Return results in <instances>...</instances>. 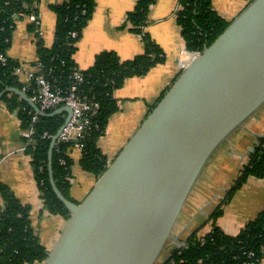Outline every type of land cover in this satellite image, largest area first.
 <instances>
[{"label": "water", "instance_id": "95a60500", "mask_svg": "<svg viewBox=\"0 0 264 264\" xmlns=\"http://www.w3.org/2000/svg\"><path fill=\"white\" fill-rule=\"evenodd\" d=\"M8 93L38 116L67 112L64 125L72 117L69 107L42 111L16 88L0 102ZM263 107L264 0H253L185 67L81 203L66 198L53 176L60 128L49 173L71 216L44 264H158L211 160Z\"/></svg>", "mask_w": 264, "mask_h": 264}, {"label": "trees", "instance_id": "16d2710c", "mask_svg": "<svg viewBox=\"0 0 264 264\" xmlns=\"http://www.w3.org/2000/svg\"><path fill=\"white\" fill-rule=\"evenodd\" d=\"M252 1L250 0V3ZM40 2L41 0H0V54L7 57L6 65L0 61V94L8 88L22 90V82L13 74L20 64L8 57V50L16 26L15 19L21 18L20 13H38L36 6ZM179 2L181 10L177 13V20L186 42V49L190 52H203L205 46L211 45L231 24L217 14L212 0ZM153 3L154 0H138L135 9L128 15L127 23L133 27L135 33L143 36L145 51L127 61H122L114 52H104L96 57L90 69L80 71L77 68L74 55L93 16L96 0H63L62 3L54 5L52 9L57 16L55 42L52 47L47 48L38 40L37 62H41L48 72L51 71L50 77L56 87L65 90L76 86L81 97L100 105L98 114L91 119L93 126L83 141V157L80 162L84 171L94 174L97 178L110 166L107 156L99 147V140L105 134L113 114L119 110L113 96L115 90L122 87L126 80L143 77L153 67L164 62L162 49L145 33ZM34 28L35 25L31 27L32 30ZM72 33H76L77 37H73ZM78 73L83 75L81 83L75 79ZM2 101L11 110L18 112L23 129L31 126L35 111L28 103L13 93L6 94ZM38 120L34 124L37 132L35 146L31 145L27 153L33 158L35 177L46 210L69 220L71 213L57 198L50 181L49 151L52 141L38 137L44 132L57 135L65 119L60 113L54 116H39ZM73 145L74 142L60 144L53 153L55 182L63 195L72 201L74 200L70 196L69 178L73 160L69 149ZM254 148V152L249 155V162L210 216L209 220L214 221L212 230L203 237L198 236L197 232L192 234L186 246L176 247L158 264H261L264 261V210L236 236L227 235L215 223L223 214V207L232 200L249 177L264 180V134L257 140ZM63 161L65 164H62ZM0 193L5 200L4 207H0V264H44L49 254L32 227L31 207L21 203L1 180ZM250 252H253L252 258L248 257Z\"/></svg>", "mask_w": 264, "mask_h": 264}, {"label": "crops", "instance_id": "0c3cea01", "mask_svg": "<svg viewBox=\"0 0 264 264\" xmlns=\"http://www.w3.org/2000/svg\"><path fill=\"white\" fill-rule=\"evenodd\" d=\"M62 1L41 0L36 6L40 14L39 30L42 33L40 41L47 48L53 46L57 28V16L52 7ZM137 3L138 0H96L95 11L74 55V61L80 71L90 69L96 57L104 52H114L122 61L144 53L143 36L135 33L133 27L127 23L128 15L135 9ZM212 4L217 14L227 23H231L248 7L250 0H212ZM180 10L179 0H154L150 8L145 33L162 49L164 62L153 67L143 77L126 80L122 87L115 90L113 96L119 110L113 114L105 134L99 140V147L110 163L136 133L165 91L184 71L185 67L181 62L182 58H186L184 52L187 49L177 20V13ZM15 23L8 57L27 69H33L38 60L39 49L36 28L31 29L34 24L29 17L16 18ZM63 113L64 118L67 119L68 113ZM246 128L245 133H237L227 142L229 144L227 147L225 145L222 151L219 150L221 153L218 152L217 155L221 156L214 164L217 170L223 158L235 156L237 166L234 176L225 185L219 183L213 191L211 190L212 177L215 176L214 171L212 172L214 167L211 166L217 158L216 155L204 180L200 179L191 194L192 201L188 204L193 205L189 213L184 214V217L178 220L180 222L175 225L173 239L166 247L164 256H168L176 247H184L192 234L197 232L198 236L203 237L212 230L214 221L209 219L220 204L219 198L238 178L240 171L249 162L251 149L264 134V107L247 123ZM23 131L18 112L11 110L4 101H1L0 180L21 203L31 207L32 227L41 244L50 254L59 242L68 219L46 210L35 177L33 158L25 149ZM69 155L73 160L69 178L70 196L76 203H81L93 189L98 178L82 169L80 162L83 151L77 143L69 149ZM4 205L5 200L0 193V207ZM263 210L264 180L251 176L232 200L223 207V214L215 223L227 235L236 236ZM261 264H264V261Z\"/></svg>", "mask_w": 264, "mask_h": 264}, {"label": "built area", "instance_id": "2783aa9c", "mask_svg": "<svg viewBox=\"0 0 264 264\" xmlns=\"http://www.w3.org/2000/svg\"><path fill=\"white\" fill-rule=\"evenodd\" d=\"M19 17H29L36 28L37 37L40 40L42 33L39 30L40 26V14L32 13L26 15L20 13ZM73 37H77L76 33H72ZM202 52H190L186 50L182 58L181 64L186 67L191 61H193ZM0 61L6 65L7 57L4 54H0ZM185 69V68H184ZM22 82V92L27 94L31 100L37 104L40 109L46 113L55 112L59 109L69 107L73 114L70 121L64 125L60 132L55 148H58L60 144L73 142L78 140V147L82 150L84 147L83 141L86 139L93 123L91 119L98 114L100 105L97 102H90L86 97H81L78 93V87L72 86L69 89L57 88L51 79V71L48 72L41 62H37L33 69H27L26 67L19 66L15 68L13 73ZM76 81L83 82V75L78 73L75 76ZM63 118H64V113ZM38 115L35 113L32 117V124L29 128L24 129L23 137L25 139L26 151L31 145L35 146L36 129L34 124L37 123ZM65 119V118H64ZM66 120V119H65ZM43 140H53L55 136L44 132L39 135ZM32 157V156H31ZM62 164H65L63 161ZM186 246V245H185ZM253 252L248 254L249 258H252Z\"/></svg>", "mask_w": 264, "mask_h": 264}, {"label": "rangeland", "instance_id": "374dc122", "mask_svg": "<svg viewBox=\"0 0 264 264\" xmlns=\"http://www.w3.org/2000/svg\"><path fill=\"white\" fill-rule=\"evenodd\" d=\"M171 87V86H170ZM169 87V88H170ZM168 88V89H169ZM167 89V90H168ZM166 90V91H167ZM166 91H165V93H166ZM164 93V94H165ZM247 127V124H246V126H245V128L244 129H242L241 131H239V134H241V133H245L246 132V128ZM137 132V131H136ZM236 135V134H235ZM235 135H233V136H235ZM134 136V135H133ZM132 136V137H133ZM232 136V137H233ZM249 136V135H248ZM245 137V136H244ZM130 140V139H129ZM230 143V142H229ZM225 145H226V147H227V145H229V144H227V143H225L222 147H221V151L225 148ZM126 146V145H125ZM221 152H219V154H220ZM217 155V158L216 157H214L212 160H211V162H210V164H209V166L211 165V163L213 162V160H214V162H213V164H212V166H211V168H213L214 167V164H215V162L217 161V159H218V157L220 158V156L221 155ZM209 166L207 167V169H206V171L204 172V174H203V176H202V178L201 179H203L204 180V177H205V175L207 174V172H208V168H209ZM236 166H237V158L235 157V156H231L230 158H226V159H224L223 158V160L220 162V166H219V168L216 170V168L214 167L213 168V170H212V172L214 173V175L215 176H213L212 178V180H213V183H212V185H211V190L213 191L218 185H219V183L220 184H222V185H225L229 180H230V178L231 177H233L234 176V172H235V170H236ZM211 168H210V171H211ZM210 171H209V173H210ZM211 172V173H212ZM209 175V174H208ZM203 180L201 181V184L203 183ZM224 182V183H223ZM201 184H199V186L201 185ZM233 184H234V182H233ZM233 184H232V186H233ZM198 185V184H197ZM221 185V186H222ZM198 186V187H199ZM231 188V187H230ZM229 188V189H230ZM239 191V190H238ZM194 195H196V194H194ZM223 195V196H222ZM221 195V197L223 198L224 197V195H225V193H223ZM221 197L219 198V199H221ZM190 201H192V196L190 197V199H189V201L187 202V204H186V206H185V208H184V211L182 212V215H181V217L179 218L180 220H181V218L182 217H184V214H187V213H189V211H190V209H191V206L193 205V204H188ZM178 222H180V221H178ZM170 244V241L168 242V244H167V246ZM167 249V248H166ZM165 253V252H164ZM165 259V256L164 255H162L161 256V258L159 259V261H158V263L160 262V261H162V260H164Z\"/></svg>", "mask_w": 264, "mask_h": 264}]
</instances>
